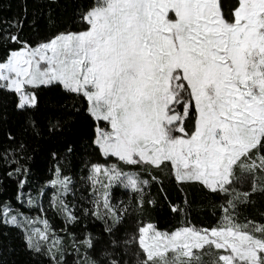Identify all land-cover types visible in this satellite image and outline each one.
I'll return each instance as SVG.
<instances>
[{
	"label": "snow or ice",
	"instance_id": "6c2138e0",
	"mask_svg": "<svg viewBox=\"0 0 264 264\" xmlns=\"http://www.w3.org/2000/svg\"><path fill=\"white\" fill-rule=\"evenodd\" d=\"M194 203L215 221L192 223ZM163 204L181 226L125 227ZM251 211L264 215V0H0V264H264Z\"/></svg>",
	"mask_w": 264,
	"mask_h": 264
},
{
	"label": "trees",
	"instance_id": "16d2710c",
	"mask_svg": "<svg viewBox=\"0 0 264 264\" xmlns=\"http://www.w3.org/2000/svg\"><path fill=\"white\" fill-rule=\"evenodd\" d=\"M11 13H5V15H10ZM76 139L79 143V140L81 137H86L89 134V129L81 122L78 127L76 128ZM59 145L53 142L52 144H49L46 146L45 150L42 152H39L36 154L35 159L32 161V169H33V181L35 182L33 184V189H35L36 185L38 183L43 182L47 178L51 176L50 169L53 167L54 162L51 160V158L48 156V150H55ZM92 157L85 156L84 159L88 160ZM80 159V154L77 155V161ZM82 165H79L73 169V171L76 174V179L78 181V188L81 190V193H84L85 188L87 185L83 182H79V177L82 175ZM168 188V194L171 198V200L177 204L182 202V194L177 191L176 187L174 185H166ZM153 195H157V190L153 188L152 190ZM79 194V193H78ZM6 197H11L13 195L11 187L9 190L3 194ZM120 199L127 200L128 197L123 196L121 193L119 195ZM201 197L198 193L194 194V200L199 201ZM250 217H255L257 222H264V215L261 214L260 211H251L249 213H246ZM49 216H52V213L50 212ZM53 221L58 223L55 217H52ZM192 223L198 225V226H207L210 223H213L215 221V216L212 215V210L210 208H204L200 207L198 203H194L193 209L191 211L190 216L188 217ZM144 219L145 221H151L155 225L158 226V228L162 231H171L174 230L176 227L181 226L183 217L178 216L176 214H173L169 212L167 204H163L160 207L156 209H150L149 211L145 212L143 217H140L138 215L133 216L131 219H129L128 224L125 226L128 229H131L134 224L133 222L135 220ZM98 230V229H97ZM23 259V258H22Z\"/></svg>",
	"mask_w": 264,
	"mask_h": 264
},
{
	"label": "rangeland",
	"instance_id": "374dc122",
	"mask_svg": "<svg viewBox=\"0 0 264 264\" xmlns=\"http://www.w3.org/2000/svg\"><path fill=\"white\" fill-rule=\"evenodd\" d=\"M49 196L51 195V193L49 192V194H48ZM48 205H47V197H45V207H47ZM49 214H50V212H49Z\"/></svg>",
	"mask_w": 264,
	"mask_h": 264
}]
</instances>
